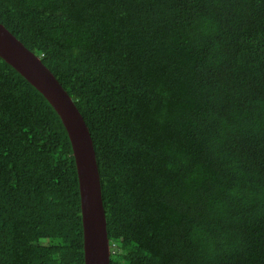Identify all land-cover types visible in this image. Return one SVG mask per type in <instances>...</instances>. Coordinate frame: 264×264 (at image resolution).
I'll use <instances>...</instances> for the list:
<instances>
[{"label":"trees","instance_id":"trees-1","mask_svg":"<svg viewBox=\"0 0 264 264\" xmlns=\"http://www.w3.org/2000/svg\"><path fill=\"white\" fill-rule=\"evenodd\" d=\"M93 139L110 264H264V0H0ZM0 264H85L76 159L0 57Z\"/></svg>","mask_w":264,"mask_h":264},{"label":"water","instance_id":"water-1","mask_svg":"<svg viewBox=\"0 0 264 264\" xmlns=\"http://www.w3.org/2000/svg\"><path fill=\"white\" fill-rule=\"evenodd\" d=\"M24 73L32 81L40 80V87L46 97L57 108L65 120L68 114L81 117L74 101L63 86L41 62L19 40L7 34L0 26V55ZM27 58L24 62L21 58ZM64 113V114H63ZM74 157L77 164L81 209L83 214L85 264H110L111 246L107 231L105 208L102 198L101 178L92 137L87 128L79 127L74 131L70 125ZM69 127V126H68Z\"/></svg>","mask_w":264,"mask_h":264},{"label":"bare ground","instance_id":"bare-ground-1","mask_svg":"<svg viewBox=\"0 0 264 264\" xmlns=\"http://www.w3.org/2000/svg\"><path fill=\"white\" fill-rule=\"evenodd\" d=\"M0 26L6 31V33L7 34H10V35H12V33L2 24V23H0ZM22 43V42H21ZM33 53V52H32ZM34 54V53H33ZM0 57L1 58H3V54L2 55H0ZM4 60H5V58H3ZM21 60L23 61V63L24 62H29L30 60H28L27 58H21ZM42 62V61H41ZM16 71H18L20 74H22V75H24V73L19 69V67H17V66H14L13 64H11L10 62H8ZM43 64V63H42ZM44 65V64H43ZM45 66V65H44ZM46 67V66H45ZM47 68V67H46ZM49 71H50V69L49 68H47ZM28 80V82L30 83V84H32L39 92H41L45 97H46V95L44 94V90L40 87V84L41 83H43L44 85H46V86H49L48 84H46L44 81H43V78L42 79H40L39 81L41 82H39L38 80H35V81H32L31 79H27ZM65 90V89H64ZM47 98V97H46ZM48 99V98H47ZM49 100V99H48ZM49 102H50V104L54 107V109L55 110H57V108L54 106V104L49 100ZM64 114V113H63ZM59 116H60V118H61V120H62V122H63V124H64V126H65V128H66V130H67V132H68V134H70V131H72L71 130V126L70 125H74V128L76 127V129L74 130V131H77V129L79 128V127H82V128H87V129H89L88 128V126H87V124H86V122H85V119L83 118V116H81V117H76V116H74L73 114H68V117H66V119L64 120L63 119V117L61 116V113L59 114ZM69 126V127H68ZM90 135H91V133H90ZM69 138H70V141H71V143H72V137H70L69 136ZM94 144V143H93ZM73 146V145H72ZM95 148V147H94ZM96 152V151H95ZM101 178V177H100ZM82 217H83V214H82ZM106 222H107V218H106Z\"/></svg>","mask_w":264,"mask_h":264},{"label":"clouds","instance_id":"clouds-1","mask_svg":"<svg viewBox=\"0 0 264 264\" xmlns=\"http://www.w3.org/2000/svg\"><path fill=\"white\" fill-rule=\"evenodd\" d=\"M12 36H13V38H15V39H17V40H19L14 34H12ZM20 41V40H19ZM21 42V41H20ZM23 44V43H22ZM24 45V44H23ZM25 46V45H24ZM26 47V46H25ZM31 51V50H30ZM32 52V51H31ZM34 55H35V53H34ZM35 56H37V55H35ZM37 57H39V56H37ZM7 62H9L8 60H6ZM41 61H42V59H41ZM54 75V74H53ZM55 76V75H54ZM23 77L24 78H26L24 75H23ZM56 77V76H55ZM26 79H28V78H26ZM57 79V78H56ZM58 80V79H57ZM66 91V90H65ZM67 92V91H66ZM67 94L69 95V93L67 92ZM70 96V95H69ZM71 97V96H70ZM72 98V97H71ZM72 100H73V98H72ZM74 101V100H73ZM74 103H75V101H74ZM75 105H76V103H75ZM76 107H77V105H76ZM77 109H78V111H79V113H80V115L81 116H83V114H82V112L79 110V108L77 107ZM56 112L58 113V111L56 110ZM58 115H59V113H58ZM89 130V129H88ZM90 132V131H89ZM68 136H69V134H68ZM93 140V139H92ZM84 251H85V249H84Z\"/></svg>","mask_w":264,"mask_h":264}]
</instances>
